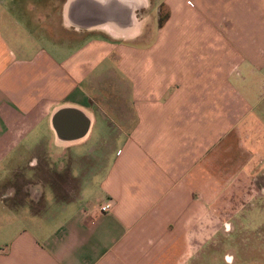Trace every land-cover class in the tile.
Instances as JSON below:
<instances>
[{
    "label": "crops",
    "instance_id": "0c3cea01",
    "mask_svg": "<svg viewBox=\"0 0 264 264\" xmlns=\"http://www.w3.org/2000/svg\"><path fill=\"white\" fill-rule=\"evenodd\" d=\"M260 67L264 0H0V264H192L258 195L236 127ZM39 138L91 179L46 199L27 164L9 191Z\"/></svg>",
    "mask_w": 264,
    "mask_h": 264
},
{
    "label": "rangeland",
    "instance_id": "374dc122",
    "mask_svg": "<svg viewBox=\"0 0 264 264\" xmlns=\"http://www.w3.org/2000/svg\"><path fill=\"white\" fill-rule=\"evenodd\" d=\"M152 2L155 4V0H152ZM60 34L64 33L61 31ZM243 87L248 93L251 103L247 113L238 122L236 128L244 146L250 152V159L245 173L252 179V182L258 185L259 192L252 201L248 202L243 214L238 216L236 221L232 223L231 229L217 235L209 246L198 251L192 264H264V67L253 71L251 75L248 73L244 79ZM48 141L47 138H39L35 142V147L23 149L24 153L20 154V157L17 154V159H20L17 170L14 171L17 176L14 175L12 181L10 178L7 179V182L15 183L16 187L9 186V191L15 190V193L18 194L30 193L19 184V180H21L24 173L22 171H26L27 164L30 171L35 169L34 177L36 179L43 180L46 178L55 181L56 185L45 187L46 193L44 195L46 199L52 198L53 200L52 196L56 194L57 197L58 193L72 194L69 185L72 184L73 180L71 182L64 181L66 188L58 185V181L62 180L65 173L66 175L72 173L70 177H73L75 175L74 171H76L77 178L74 179L77 181H83L85 178L86 181L91 179L89 162L82 168L76 167L75 170L74 164H85L82 163V159L75 160L73 156L69 155L64 157L63 154L54 153L53 150L49 154L44 150V146L46 148ZM30 163L33 165L35 163V165L29 166ZM86 166L87 170L84 169ZM1 179L6 181L5 178H0V182ZM0 188L4 190L6 187L0 186ZM42 190V186H36L35 188V191L41 195L44 192ZM89 194L85 193V196ZM90 198L93 199V197ZM48 204L50 208L45 210H50L51 213L59 211L65 213L74 207V202L68 201H52ZM35 205L41 206L43 202ZM22 209L24 207L20 208V210ZM233 225H235L234 228Z\"/></svg>",
    "mask_w": 264,
    "mask_h": 264
},
{
    "label": "water",
    "instance_id": "95a60500",
    "mask_svg": "<svg viewBox=\"0 0 264 264\" xmlns=\"http://www.w3.org/2000/svg\"><path fill=\"white\" fill-rule=\"evenodd\" d=\"M74 116L82 118L80 112L74 108L66 107L57 111L53 118V124L57 132L64 134L72 130V126L67 124V122Z\"/></svg>",
    "mask_w": 264,
    "mask_h": 264
},
{
    "label": "built area",
    "instance_id": "2783aa9c",
    "mask_svg": "<svg viewBox=\"0 0 264 264\" xmlns=\"http://www.w3.org/2000/svg\"><path fill=\"white\" fill-rule=\"evenodd\" d=\"M110 208V203L109 202H106V203H104V204H102L101 206H100V210L101 211H106V210H108Z\"/></svg>",
    "mask_w": 264,
    "mask_h": 264
}]
</instances>
